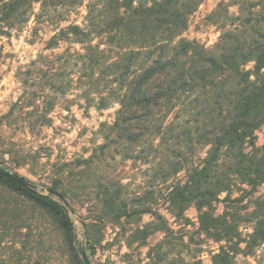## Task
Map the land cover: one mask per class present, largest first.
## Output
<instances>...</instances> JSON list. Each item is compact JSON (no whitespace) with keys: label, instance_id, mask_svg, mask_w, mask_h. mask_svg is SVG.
Here are the masks:
<instances>
[{"label":"trees","instance_id":"1","mask_svg":"<svg viewBox=\"0 0 264 264\" xmlns=\"http://www.w3.org/2000/svg\"><path fill=\"white\" fill-rule=\"evenodd\" d=\"M202 1L0 0V39L21 30L30 17L54 24L44 45L49 52L28 65L31 72L38 61L36 68L46 79L39 76L31 90L24 82L6 116L27 114L30 130L49 126L56 96L74 90L96 109L117 105L112 122L101 124L98 149L114 145L124 158L146 164L153 178L163 182L182 173L167 189V211L188 220L184 212L193 206L199 231L224 242L211 264H232L236 254L248 255L264 243V195L255 196L252 210L240 219L225 210L215 213L214 206L222 193L227 199L237 188L251 196L264 183V142L255 144V132L264 124V0H221L208 16L221 29L211 48L182 37ZM82 5L80 23L54 21L56 14ZM216 13L221 15L213 19ZM62 44L66 46L55 52ZM91 161L90 156L77 163ZM56 180L46 186L52 193L44 194L32 182L21 187L0 175L5 187L48 217L61 234L69 264H83L81 252L87 255L100 242L108 222L142 214L162 218L140 197L129 211L119 182L99 183V210L83 223L86 245L77 246L68 191ZM243 219L252 221L247 238L238 231ZM4 222L0 218V231ZM149 225L138 230L143 241L163 230Z\"/></svg>","mask_w":264,"mask_h":264},{"label":"rangeland","instance_id":"2","mask_svg":"<svg viewBox=\"0 0 264 264\" xmlns=\"http://www.w3.org/2000/svg\"><path fill=\"white\" fill-rule=\"evenodd\" d=\"M220 1L203 0L189 17L182 37L211 48L221 29L220 23H214L208 16ZM228 12L234 13L235 7L229 6ZM84 13L82 5L63 11L61 16L56 14L54 21L60 18V25L80 23ZM220 15L216 13L213 19ZM53 26V22L36 23L30 17L21 30L0 39V166L25 177L33 183L34 190L44 194H48L46 186L61 179L69 195L67 209L77 246L86 245L83 223L94 218L99 210L100 203L96 200L99 183L119 182L123 185V197L129 211L137 203L135 197H140L161 215L160 219L149 214L123 216L119 222L106 223L100 242L87 253L91 264H168L169 260L175 264H211V256L224 242H215L199 231L197 211L193 206L184 212L188 220L175 218L166 209L167 189L181 178L182 173L163 182L153 178L146 164L124 158L114 145L103 152L98 149L103 142L101 124L112 122L117 105L96 109L74 90L56 96L49 126L30 130L27 114L14 111L6 116L18 99L24 82L31 90L39 76L41 81L46 79L36 68L38 61L31 65V72L28 65L40 53L49 52L44 45L54 33ZM65 46L62 44L55 52ZM250 66L251 63L246 64V68ZM255 135L256 146L262 145L264 124ZM90 156L91 163H77ZM241 195H244L242 200L236 201ZM258 195H264V183L251 196L237 188L227 199L222 193L214 204L215 213L225 210L238 219L244 218L253 208V198ZM3 200L8 202L5 206L1 203ZM0 218L5 221L0 231L3 237L0 264H69L61 234L53 229L48 217L23 202L18 191L1 182ZM146 224H150L148 228L163 230L154 231L143 241L138 230ZM251 227V220H239L241 237L247 238ZM232 264H264V243L248 255L236 254Z\"/></svg>","mask_w":264,"mask_h":264},{"label":"water","instance_id":"3","mask_svg":"<svg viewBox=\"0 0 264 264\" xmlns=\"http://www.w3.org/2000/svg\"><path fill=\"white\" fill-rule=\"evenodd\" d=\"M0 175L8 178L12 182L16 183L17 185L21 187H31L32 184L29 182L25 177L19 175L16 172L8 171L2 167H0ZM49 194L52 193L51 190H47ZM59 198H61L60 195L56 194ZM81 259L83 261V264H91L90 260L88 259L86 253L84 251L81 252Z\"/></svg>","mask_w":264,"mask_h":264}]
</instances>
